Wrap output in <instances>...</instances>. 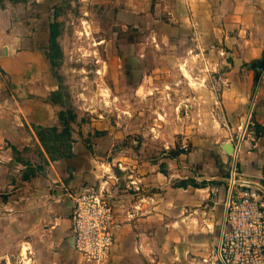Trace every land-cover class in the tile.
I'll return each instance as SVG.
<instances>
[{
	"label": "crops",
	"instance_id": "crops-1",
	"mask_svg": "<svg viewBox=\"0 0 264 264\" xmlns=\"http://www.w3.org/2000/svg\"><path fill=\"white\" fill-rule=\"evenodd\" d=\"M167 1L168 23L162 25L172 28L175 39L195 40L189 52L199 50V60L164 59L173 67L164 86L167 102L150 109L141 105L139 112L158 118L119 129L93 123L83 138L75 136L71 124L67 156L52 157L37 132L61 128L54 104L59 82L45 47L50 18L63 0H0V151L5 163H16L15 149L21 156L15 173L0 166V189L8 190L5 201L0 197V264H85L70 237L68 195L97 188L101 164L113 159L126 170H116L120 181L112 201L117 228L107 264H219L216 249L225 226L231 160L224 148L233 144L231 138L251 109L252 126L238 167L264 188V72H259L264 0L225 18L201 0ZM176 45L156 43L155 48ZM159 61L154 57V63ZM182 67L208 72L193 79L196 91ZM158 71L142 79L136 96L156 97L145 90L148 79L164 83ZM197 113L203 117L196 124ZM133 134L141 146L135 154L127 142ZM182 143L188 151L177 158L168 152L143 154L142 146L168 150ZM134 206L140 210L129 219Z\"/></svg>",
	"mask_w": 264,
	"mask_h": 264
},
{
	"label": "rangeland",
	"instance_id": "rangeland-1",
	"mask_svg": "<svg viewBox=\"0 0 264 264\" xmlns=\"http://www.w3.org/2000/svg\"><path fill=\"white\" fill-rule=\"evenodd\" d=\"M201 1L206 3L215 15L224 18L239 14L248 5H258L263 2V0ZM168 2L167 0H63L54 17L50 18L52 23H58L59 31L60 55L54 59L53 73L59 82L61 102L56 104V111L57 113L71 111L76 115V121L72 123L76 137L83 138V130L89 129L93 123L106 122L118 129L133 127L140 124L141 120L149 124L153 123V117L158 118V116L150 113L140 115V106L144 105L147 109L151 106H165L167 93L164 86L167 82V74L172 73L170 70H173L168 60L182 61L183 58H191L194 63H198L199 50L192 49L191 53L189 52V48H194L193 44L197 42L189 37L175 39L172 28L162 25L168 23L166 11ZM157 26H160L159 29L156 28ZM166 42H178V45L155 48L156 43ZM45 51L48 55H54L49 43ZM154 57L160 61L154 63ZM164 59L168 60L164 62ZM152 69L159 70L155 72L156 74L165 76L162 81L164 83L155 80L152 82L148 79L145 91L153 90L156 97L153 100L150 95L146 98L143 92L136 96V89L143 84L141 81L144 77L150 76ZM184 69L186 74L191 75L189 79L192 91H196L198 83L193 79L200 73L208 74V72L205 70L200 72L197 68L189 71L186 67H182L180 71L183 72ZM176 72L179 73L177 70ZM157 85H162L159 91L154 90ZM145 93L147 95V92ZM202 117L201 113L196 114V124L199 120L202 121ZM166 120V116L160 118L163 123ZM60 126L59 131H62L63 126L61 124ZM136 134L128 138L138 140L139 136ZM135 147L137 146L132 148L134 154L138 151ZM142 149L144 155L153 157H160L171 150L156 145L142 146ZM14 152L19 158L15 160L16 163L10 162L12 163L10 164L5 163L6 157L0 151V166H9L8 169L12 173H15L14 170L21 159L20 152L16 149ZM23 153H26V149ZM6 193H8L7 189H0V197L3 201L7 198Z\"/></svg>",
	"mask_w": 264,
	"mask_h": 264
},
{
	"label": "built area",
	"instance_id": "built-area-1",
	"mask_svg": "<svg viewBox=\"0 0 264 264\" xmlns=\"http://www.w3.org/2000/svg\"><path fill=\"white\" fill-rule=\"evenodd\" d=\"M218 103L216 100V105ZM252 121L251 109L238 127L237 136L231 138L233 152L230 153L227 200L224 203L225 226L216 249L219 264H264V188L238 167ZM131 143L137 146L139 141L132 139ZM187 148V143L180 146L181 150ZM116 170H126L121 160L103 162L97 188L68 195L72 203L70 237L85 264H107L112 252L117 228L112 194L120 181ZM139 210V206H134L133 211L128 212V218L134 219Z\"/></svg>",
	"mask_w": 264,
	"mask_h": 264
},
{
	"label": "trees",
	"instance_id": "trees-1",
	"mask_svg": "<svg viewBox=\"0 0 264 264\" xmlns=\"http://www.w3.org/2000/svg\"><path fill=\"white\" fill-rule=\"evenodd\" d=\"M58 23L53 22L50 26V39H49V47L50 50L54 52V55L51 56L47 54L48 59L50 60L52 71L53 67L55 66L54 59L60 55V48H59V31H58ZM55 76V75H54ZM260 74L256 75V80H259ZM55 101L54 104H59L61 102V95L59 91L54 94ZM58 120L60 124L63 126L62 131H58L56 128L41 131L38 130L37 135L41 143L43 144L44 148L52 157H65L67 156V149L68 144L71 140V124L76 121V115H74L71 111H60L58 113ZM139 140V139H138ZM132 139H127L128 145L130 148H133L131 143ZM140 146L137 145L135 149H138ZM186 150H181L180 145H176L174 149H171L167 154L172 158H177L182 153H187ZM24 180L29 179V175L26 174L23 177ZM182 185H186V183H182ZM6 200V198H4Z\"/></svg>",
	"mask_w": 264,
	"mask_h": 264
},
{
	"label": "water",
	"instance_id": "water-1",
	"mask_svg": "<svg viewBox=\"0 0 264 264\" xmlns=\"http://www.w3.org/2000/svg\"><path fill=\"white\" fill-rule=\"evenodd\" d=\"M263 70H264V54H263L262 60H261L260 65H259V72L262 73ZM224 149H225L226 153L230 154L233 152V145L230 143L226 144Z\"/></svg>",
	"mask_w": 264,
	"mask_h": 264
}]
</instances>
